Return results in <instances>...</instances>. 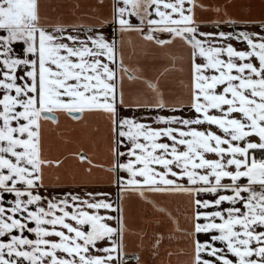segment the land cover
<instances>
[{"label":"snow or ice","instance_id":"6c2138e0","mask_svg":"<svg viewBox=\"0 0 264 264\" xmlns=\"http://www.w3.org/2000/svg\"><path fill=\"white\" fill-rule=\"evenodd\" d=\"M209 8L204 0H112L110 16L65 19L50 17L45 0H0V264H139L126 244L129 193L175 225L186 264H264V20L234 33L220 25L236 21L221 17L217 31H202L197 12ZM130 33L185 48L183 97L166 98L159 78L125 97V79L140 78L125 63ZM141 108L157 114L144 122ZM85 113L110 125L115 201L108 192H55L64 186L47 181L63 161L45 154V124ZM76 155L91 172L87 155ZM147 194L186 197L187 226Z\"/></svg>","mask_w":264,"mask_h":264},{"label":"crops","instance_id":"0c3cea01","mask_svg":"<svg viewBox=\"0 0 264 264\" xmlns=\"http://www.w3.org/2000/svg\"><path fill=\"white\" fill-rule=\"evenodd\" d=\"M45 2L50 17L63 16L65 19H72L74 13L91 15L94 11L110 16L112 5V0H104L102 6L98 5V0H45ZM204 3L210 8L197 12V17L202 22V31H217L213 22L221 17L236 21L233 25H220V30L234 33L258 30V24H245L244 21L264 20V0H204ZM76 5H79V8ZM217 7L221 10L219 15L215 11ZM105 31L109 29L106 28ZM233 44L238 49L244 47L240 41H233ZM124 51L125 63L136 69V75L140 77L133 80L125 79L123 87L126 98L147 92L145 81H156L157 78L165 97L169 100L181 98L186 94L185 86L189 79L187 53L180 43L161 49L143 42L135 33H130L125 37ZM133 111L130 108L124 109L125 114ZM156 114V110L143 108L135 111V115L144 122H150V118ZM111 144L110 125L100 113H85L79 121L61 116L58 124L46 123L45 154L49 159L63 161L59 168L47 170L49 183L64 186L52 190L81 192L86 189L108 192L115 201L117 199L115 174L108 171L114 160L110 150ZM78 153H84L91 160V172L86 171L90 165L81 163L76 155ZM147 195L148 199L155 201L159 207L167 208L179 221L180 228L187 226L186 197L180 194ZM124 213L130 229L126 235V244L130 252H136L140 256L139 264H186L188 260L186 253L189 251L187 241L167 216L156 211L151 203H147L134 193L126 194ZM161 233L164 239L154 254L155 239ZM129 264H136V261L130 260Z\"/></svg>","mask_w":264,"mask_h":264}]
</instances>
